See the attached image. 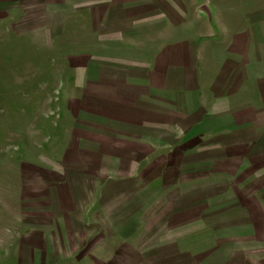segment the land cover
<instances>
[{"label": "rangeland", "instance_id": "obj_1", "mask_svg": "<svg viewBox=\"0 0 264 264\" xmlns=\"http://www.w3.org/2000/svg\"><path fill=\"white\" fill-rule=\"evenodd\" d=\"M21 1L0 0V264H264V0H152L154 36L203 49L194 107L156 116L165 92L137 94L158 107L154 140L102 156L75 134L106 116L100 67H127L103 57L145 43L101 41L88 9L110 0Z\"/></svg>", "mask_w": 264, "mask_h": 264}, {"label": "crops", "instance_id": "obj_2", "mask_svg": "<svg viewBox=\"0 0 264 264\" xmlns=\"http://www.w3.org/2000/svg\"><path fill=\"white\" fill-rule=\"evenodd\" d=\"M111 2L106 5L105 2H99L97 8H89L90 11L89 17L95 19L96 16L93 14L98 13V24L101 26V41H109V38H106L107 35H113L114 42H121L122 44H137L138 42H144V50H139L135 45V49L126 50L121 52L119 55L109 54L110 52H105L106 55L103 59L116 58L122 61V67L125 69H114L109 66L100 67L98 75V83L96 88H98L99 97H102L105 102L103 105L99 104L100 108L103 107V113L105 117H98L96 121L90 118L92 123H97L101 127H98L93 130L79 134H75L76 137L86 139L85 144L92 151L96 148H105L98 149L101 151V154H106L112 149H118L122 146H125L128 151H137L138 148H144L146 143L153 141L154 139L146 136V127L145 123L150 122L152 124V119L148 116H155L154 108H158L155 103L150 100L140 101L138 100L137 94H147L151 96L154 95L153 90L164 91L162 97H158V100L166 105V107L160 106L156 114H165L166 117L170 116L171 108L169 106V100H173L177 108H181L186 112L187 110L191 111L193 105H189V96L194 94V91H197V85L193 86V81L199 76L198 71V53L201 50H197L196 47L189 49L190 51L194 50V54H191L188 51L179 53L176 49H168L165 45V39L158 38L154 36V12L160 11L154 7L152 0H110ZM19 6L23 11L26 7L41 6L45 9V6H49L48 0H22L19 2ZM47 10V9H45ZM59 10V9H58ZM61 11V9H60ZM112 11L115 13L112 14ZM120 13V14H119ZM261 22V21H260ZM142 23H145L142 24ZM262 24V23H261ZM108 26V29L106 27ZM145 26V30L143 27ZM176 29L175 26L170 25L169 28ZM173 29V30H174ZM179 30V28H177ZM144 32V33H143ZM144 34V38L137 37L138 35ZM104 36V37H103ZM143 36V35H141ZM250 39V36H244L241 43H246ZM216 41V40H215ZM215 41H212L208 44L207 48H212L210 51H214L216 48L219 49V42L215 48ZM232 45V42H231ZM195 51H198L195 55ZM229 51L236 53L238 55H243V49L235 52L232 48L229 47ZM115 52V50H114ZM113 55V56H111ZM194 56L195 61L188 64L186 62L187 56ZM145 57V63L142 65L135 60L136 58ZM215 61L223 60V58L214 57ZM264 59V42L262 47H259V50L256 53L257 64ZM245 65H249L247 62ZM170 76H173L174 79H177L176 83H170ZM187 81V88H186ZM176 87L178 89H176ZM143 88L145 90H143ZM119 89V96L118 94ZM159 93V92H158ZM174 95H170V94ZM259 97L261 93L259 92ZM170 97L172 99H170ZM124 98L126 99L124 101ZM260 99V98H259ZM133 105L135 106H132ZM98 106V105H97ZM98 106V107H99ZM189 106L191 108L187 109ZM196 106V105H195ZM107 112V114H105ZM173 112V111H172ZM185 115V113H182ZM187 114V113H186ZM141 117L142 129L141 134L135 131L137 129L135 121L133 118ZM171 118V116H170ZM173 119V118H171ZM89 118H83L85 123H88V126H94L91 124ZM154 121H160L158 118ZM135 124H134V123ZM111 124H114L111 127ZM125 127L126 130L121 129ZM136 127V128H135ZM86 134V135H84ZM162 136V135H161ZM110 147V148H107ZM112 148V149H111ZM150 152V151H149ZM134 168L137 164H131ZM101 169V168H100ZM135 171V169H133ZM117 175V174H115ZM98 192L100 188L106 186V182L109 178H105L98 175ZM121 178V175H118ZM93 178V177H92ZM127 180H131L132 176H126ZM105 191H101V194L98 198V203H105L107 201ZM116 195V194H115ZM116 197V196H115ZM255 259V256H253Z\"/></svg>", "mask_w": 264, "mask_h": 264}]
</instances>
